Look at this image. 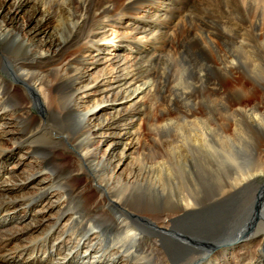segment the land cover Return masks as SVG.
<instances>
[{"label": "bare ground", "instance_id": "6f19581e", "mask_svg": "<svg viewBox=\"0 0 264 264\" xmlns=\"http://www.w3.org/2000/svg\"><path fill=\"white\" fill-rule=\"evenodd\" d=\"M216 1L193 25V0H0V264H264V110L240 103L262 83L264 99V0H225L232 45L206 34ZM193 37L196 77L175 82L165 52ZM163 82L195 124L189 177L184 147L132 155Z\"/></svg>", "mask_w": 264, "mask_h": 264}, {"label": "rangeland", "instance_id": "374dc122", "mask_svg": "<svg viewBox=\"0 0 264 264\" xmlns=\"http://www.w3.org/2000/svg\"><path fill=\"white\" fill-rule=\"evenodd\" d=\"M217 1H219V0H217ZM217 1L215 3H212V6H210L209 9L204 8L203 9L204 11L202 10L203 13L205 14V16L208 14L207 16H209L211 19V23H209L208 29H206V30H208V31H206V34L211 35V33H209V31L214 32L216 34L217 31L220 32L223 29L224 33H222L221 39L224 40L227 44L229 43L230 45H232L234 43L232 41L233 36L231 38L229 37L230 34L228 32L229 31L228 28H230L231 26L234 25V22L236 21L237 18L235 19V17L232 14L233 12L229 13L228 11L226 12L224 10V8H225L224 6L226 3L225 0H220L221 2H219V3H217ZM229 1H231V2L235 1V2L240 3L241 0H229ZM196 3H197V0H193V2L190 3V5L188 6L187 10H185V12L182 14V16H180V18L178 20L180 22V24H184L185 21L189 20V19L192 20L193 25L197 23L196 15L193 12L194 8L196 6ZM221 3H222V5H219ZM30 5H31L30 2L28 4L26 3V6H23V8L29 9ZM242 11L245 12L244 9ZM32 23L33 22H31L30 25ZM201 26L204 27L202 24H201ZM192 29H193V33H194V31H195L194 27ZM211 37H213V36H211ZM143 40H144L143 37L139 38L140 42H142ZM196 40L197 39H194V37H193V39L189 38L186 40L187 42L184 43V45H185L184 47H182V45H181V46L175 48V51L168 49L167 52H165V55H164L165 58L164 59L166 61L164 62V65H165V67H167L168 64L171 65L170 68L168 67L167 72L170 75V77L172 78V80H175V82L176 81L181 82V76L182 75L185 78H187L190 82L196 77L195 74L192 73L193 70H191V68H189V64H191V63L182 59V56L186 55L183 52H185L187 50L196 51L197 49H199L197 47H194V45H198V47L200 46L202 49L206 50V48L203 45H201V43L200 44L196 43ZM143 42H145V40ZM108 43L109 42L106 41L105 45H107ZM217 43L219 46L222 45V42L221 43L217 42ZM190 46L192 49L190 48ZM226 47L227 46L225 44V49H226ZM180 53H183V55L180 56ZM201 56L204 57L203 52L201 53ZM188 57L190 58L191 56L189 55ZM192 59L193 58H191V60ZM214 60H216V58H214ZM241 70H244V68H241ZM194 71H196V70H194ZM228 71H229V73H231L232 70L229 69ZM263 72H264V68H263ZM237 73H234V75H237ZM239 73L241 74V72H239ZM231 77H232V75L229 76L228 74H226V76L224 78L223 88H225V89L233 88L234 83H233V80ZM248 79L251 81H254L251 78V76H249V74L245 73L244 78L241 79L239 83L241 85H243L244 87L249 88L252 86L251 84H254V83L253 82L251 84L248 83ZM162 84H164V85L161 86L160 89H162V87L165 88V92H163L161 90H157L149 99L150 100V103H149L150 106L148 107V111H149L150 116H151L150 117V119H151L150 123L148 124V122L144 121L145 117H141V119H139V121H138V124L136 125V127L138 126V128H140V130H141L140 131L141 135H140V139H139L140 145L136 151L135 150L133 151L132 155L135 156L136 158L138 157L139 160L143 161L148 156V155H145L144 152H142L143 146H146L147 148L152 147V146L153 147L154 146H162L164 149H168L170 152H172L173 150L177 151L178 148L184 147L185 152H183L181 154V156H180L181 159L179 161L180 165L178 164L179 166L177 168H179V170H181V169L183 170V171L181 170V172L184 175V177H189V175L187 173L193 172V149H191L190 151H188V149L186 150V145H188L187 139L193 137V127L195 124L193 123V118H189V120L182 119V118H175L178 116V114L179 115L181 114V111L178 110L180 108H176L177 105L171 101V100H173L171 97L174 96V90L168 91V88L171 89L172 86L166 85L164 82ZM261 85H259V86L253 85L251 87L252 91L250 90L251 92H249L248 94H243L241 96L240 103L243 105L244 104L245 105H249V104L251 105V104L257 102V103H259L260 109L264 110V99L262 98V93H261L263 90L261 88L262 87ZM180 88H181L180 90H182V87H180ZM191 88H193V86ZM194 93H195L196 98L200 97L203 100L205 99V96L208 95L207 88L199 89L198 92L197 91H191L192 97H193ZM201 94L203 95V97ZM230 103H231V106H233V107L237 106V103L234 101H230ZM185 104L187 107H191V105H193V107L195 106L194 101H189V102L185 101ZM178 107H180V106H178ZM202 107L203 106L200 107V110L198 107L195 109L198 112L197 114L199 116H208V112L206 115H204V114H205L206 110L208 111V109L210 107V103H204V108H202ZM32 110L35 114H40V112H39V110H37V108L33 107ZM174 119H177V121ZM159 125L166 126V127L160 128ZM78 128H79V126H78L77 122H75V120H69L65 127H64V125L60 126L61 130H65V132H69L70 135L75 134L77 132ZM181 145H183V146H181ZM64 151L68 153V156L64 157L61 155L60 157L63 160L67 161L68 159H70L69 155L71 154L72 151L69 149L64 150ZM173 155H175V153H173ZM185 157H186V159H185ZM197 159L198 158H196V160ZM191 174L193 175V173H191ZM79 178H81V179H79V181L82 182L83 178H84L83 174H79ZM260 182L263 183L264 182L263 179L260 178ZM6 232L7 231L5 230L4 233H6ZM211 234H214V232H212ZM205 242H207V241H205Z\"/></svg>", "mask_w": 264, "mask_h": 264}]
</instances>
